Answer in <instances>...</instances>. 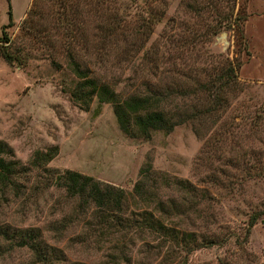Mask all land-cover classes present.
<instances>
[{
  "label": "rangeland",
  "instance_id": "374dc122",
  "mask_svg": "<svg viewBox=\"0 0 264 264\" xmlns=\"http://www.w3.org/2000/svg\"><path fill=\"white\" fill-rule=\"evenodd\" d=\"M186 1L206 10L194 15ZM228 7L243 19L239 47L227 27L209 34ZM2 30L7 48L23 56L19 65L0 56V140L15 158L26 163L33 151L56 145L46 167L121 188L130 211L140 207L132 203V186L150 161L153 171L194 187V196L169 186L157 190L180 204L171 220L198 242L209 234L214 243L186 258L181 252L165 258L144 234L92 233L84 219L71 215L73 200L45 187L37 170L27 189L0 198V226L36 227L69 261L86 264H264V0H0ZM71 52L89 59L93 74L122 93L161 72L167 80L171 63L197 71L223 60L238 67L223 108L141 139L120 132L109 103L92 99L83 108L70 99ZM193 201L197 209L182 214ZM0 264H32L31 254L0 237Z\"/></svg>",
  "mask_w": 264,
  "mask_h": 264
},
{
  "label": "trees",
  "instance_id": "16d2710c",
  "mask_svg": "<svg viewBox=\"0 0 264 264\" xmlns=\"http://www.w3.org/2000/svg\"><path fill=\"white\" fill-rule=\"evenodd\" d=\"M184 7L194 15H200L206 10V6L188 1ZM228 8L226 13L217 12L220 13L218 20L215 26L210 27L209 34L215 35L220 27H227L232 30L233 44L239 47L243 39V19L233 15V9ZM29 11L30 7L20 23L21 33ZM7 21L11 25L9 11ZM8 41V36L2 30L0 56L9 65H19L23 57H20V49L15 47L10 50L7 48ZM93 47L96 48L95 45ZM75 55L71 52L66 56V66L75 78L69 91L70 99L83 108H87L92 99L98 104L109 103L120 132L125 136L141 139H149L153 131L169 132L177 124L200 119L216 108H223L229 91L226 86H231L235 81L238 67V64L223 60V63L209 69L199 66L201 69L197 71L171 63L174 66L170 70L173 75H168L167 80L163 79L161 72L158 77L142 80L136 90L122 93L93 74L89 59ZM179 99L182 101L180 104ZM56 153L57 146L52 145L44 150L33 151L26 163H22L15 158L12 148L0 140V198L8 192L19 193L27 189L29 175L37 170L39 177L45 178V187L53 185L60 188L66 198L73 200L71 215L74 219H84L86 227L92 233L121 235L131 231L133 234H144L157 241V247L163 249L165 258L176 256L178 252L183 253L186 258L194 249L214 243L212 238H208L209 234L202 235L198 242L193 231L178 227L171 218L178 214L179 202L173 197L158 196L157 190L163 186L194 196V187L187 180L155 172L150 161H146L139 168L131 191L132 203H137L140 207L138 211H130L127 196L121 188L76 171L66 169L58 172L46 167ZM201 197L206 199L204 195ZM198 203L190 202L182 214L189 210L193 212ZM72 220L70 217L67 221L70 223ZM255 221L256 216H251L248 225L251 226ZM0 237L11 246L25 247L31 254L32 264H86L76 260L69 261L58 247L43 240L36 227L0 226Z\"/></svg>",
  "mask_w": 264,
  "mask_h": 264
}]
</instances>
